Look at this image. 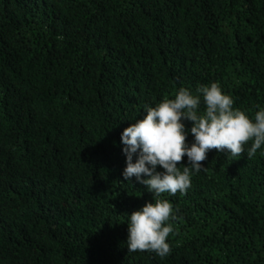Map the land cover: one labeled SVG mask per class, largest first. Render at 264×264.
Returning a JSON list of instances; mask_svg holds the SVG:
<instances>
[{"label":"trees","instance_id":"1","mask_svg":"<svg viewBox=\"0 0 264 264\" xmlns=\"http://www.w3.org/2000/svg\"><path fill=\"white\" fill-rule=\"evenodd\" d=\"M213 82L250 116L264 107V0H0V264H264L251 141L162 194L167 256L127 248L126 214L153 194L122 177L121 133Z\"/></svg>","mask_w":264,"mask_h":264},{"label":"clouds","instance_id":"2","mask_svg":"<svg viewBox=\"0 0 264 264\" xmlns=\"http://www.w3.org/2000/svg\"><path fill=\"white\" fill-rule=\"evenodd\" d=\"M233 105L232 97L216 82L197 87L195 93L181 87L174 99L147 107L142 119L123 130L120 142L126 159L121 175L126 181L134 177L153 194L151 201L126 214L129 251H152L161 258L170 253L171 221L178 218L162 194L185 193L192 174L205 169L201 162L209 151L238 156L251 141L248 157L257 150L264 155V107L258 105L250 116ZM185 121L191 122L190 128ZM184 157L187 160L181 163Z\"/></svg>","mask_w":264,"mask_h":264}]
</instances>
